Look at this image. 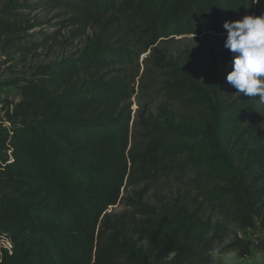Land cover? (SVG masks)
<instances>
[{"label": "trees", "instance_id": "1", "mask_svg": "<svg viewBox=\"0 0 264 264\" xmlns=\"http://www.w3.org/2000/svg\"><path fill=\"white\" fill-rule=\"evenodd\" d=\"M86 14L111 19L118 4L164 79L170 100L199 110L206 129L132 122L128 67L139 56L99 34L72 57L37 63L54 38L38 42L19 0H0V65L16 62L29 79L9 84L21 101L0 106V264H220L218 254L251 256L242 229L264 230V121L240 134L253 143L245 165L223 145L228 54L196 77L201 49L181 61L166 46L178 36L226 33L245 0H88ZM111 16V17H110ZM110 17V18H108ZM229 22V21H228ZM164 47V48H163ZM163 72V73H161ZM243 99L242 102H244ZM244 141V142H245ZM174 180L177 197L155 207L150 185ZM195 187L213 213L191 207ZM139 217L109 213L118 205Z\"/></svg>", "mask_w": 264, "mask_h": 264}, {"label": "rangeland", "instance_id": "2", "mask_svg": "<svg viewBox=\"0 0 264 264\" xmlns=\"http://www.w3.org/2000/svg\"><path fill=\"white\" fill-rule=\"evenodd\" d=\"M20 4L26 3L32 7L25 11L27 19L35 29L28 33L38 42L44 40V36L53 37L48 45L40 51V57L35 61L37 63H54L66 57L76 55L83 47L95 36L103 34L111 38V42H119L130 45L136 51L139 58L128 67L129 96L128 103L131 107L132 122L138 118V113L145 119L151 118L154 122L170 123L176 127L186 129H206V122L201 112L196 109L185 107L182 103L170 100L168 98L169 89L164 88V79L160 77L158 69L153 65L149 58L151 53L144 51L148 42L144 39L139 40L140 36L136 32V27L132 25V19L128 12L122 7V2L118 4L117 10L112 14V18L106 21H95L89 17L86 12L89 9L88 0H19ZM246 15L261 16L264 15V0H245L242 13L236 17L228 16L229 22L242 20ZM111 17V16H110ZM108 17V18H110ZM227 21V22H228ZM227 37L226 33L206 32L200 36L184 35L175 38V41L166 45L176 57L185 58V51L199 47L201 56L197 60L196 77L205 82L211 78L213 69V58L222 62L225 54H228L229 62L233 60V54L224 47ZM164 48V47H163ZM229 68L230 71L232 68ZM163 73V72H161ZM30 72L28 68H22L12 62L6 65H0V106H11L21 101V92L15 86L7 85L17 79H29ZM237 90L231 85H227L225 98L229 104H235L232 111L221 125V137L223 145L228 148L230 153L236 155V164L245 165L250 158L249 151L253 146L252 141L239 138L250 123L264 121V104L258 103V97L236 95ZM243 99H245L244 102ZM0 122H7L5 113L0 114ZM245 141V142H244ZM178 185L174 180L165 182L158 181L150 185V192L146 196V202L155 207H160L163 203H168L173 197H177ZM182 196L188 200L191 207L200 210L202 214L210 215L213 208L210 201L201 191L195 187H189L182 190ZM109 213L128 214L131 217H139L134 210L125 206L118 205L109 209ZM240 234L251 244V256L247 261L236 260L234 254H218L216 257L220 264H264V230L262 228L242 229Z\"/></svg>", "mask_w": 264, "mask_h": 264}, {"label": "clouds", "instance_id": "3", "mask_svg": "<svg viewBox=\"0 0 264 264\" xmlns=\"http://www.w3.org/2000/svg\"><path fill=\"white\" fill-rule=\"evenodd\" d=\"M223 27L227 31L224 47L233 54L228 84L237 90L236 95L258 97V103L264 104V15H246Z\"/></svg>", "mask_w": 264, "mask_h": 264}, {"label": "crops", "instance_id": "4", "mask_svg": "<svg viewBox=\"0 0 264 264\" xmlns=\"http://www.w3.org/2000/svg\"><path fill=\"white\" fill-rule=\"evenodd\" d=\"M235 255V254H234ZM236 258V260H241V261H247L246 259H248V258H245V259H243V258H238V257H235Z\"/></svg>", "mask_w": 264, "mask_h": 264}, {"label": "built area", "instance_id": "5", "mask_svg": "<svg viewBox=\"0 0 264 264\" xmlns=\"http://www.w3.org/2000/svg\"><path fill=\"white\" fill-rule=\"evenodd\" d=\"M257 228H261L260 226H258ZM240 236H241V234H240Z\"/></svg>", "mask_w": 264, "mask_h": 264}]
</instances>
